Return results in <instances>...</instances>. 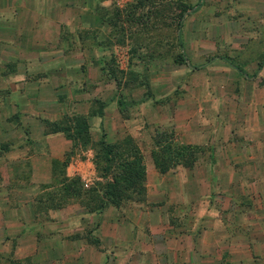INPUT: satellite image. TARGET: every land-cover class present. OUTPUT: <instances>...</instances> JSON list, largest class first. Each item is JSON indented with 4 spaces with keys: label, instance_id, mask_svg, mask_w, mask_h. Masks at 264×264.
Listing matches in <instances>:
<instances>
[{
    "label": "rangeland",
    "instance_id": "rangeland-1",
    "mask_svg": "<svg viewBox=\"0 0 264 264\" xmlns=\"http://www.w3.org/2000/svg\"><path fill=\"white\" fill-rule=\"evenodd\" d=\"M0 12V80L21 68L13 86L0 82V194L17 198L20 226L2 242L0 264H164L155 245L165 239L148 238L146 210L192 227L207 203L206 220L218 225L215 209L229 195L243 199L249 187L216 168L248 142L250 128H262L264 64L254 72L264 51V0H0ZM78 117L87 122L85 143L62 133H51L61 136L51 144L39 138L50 135L49 124ZM167 145L193 152L185 220L171 219L172 207L149 196L158 173L151 154ZM120 153L141 163L143 191L115 207L100 201L101 188L118 172ZM78 163L91 172L88 188L70 175ZM215 175L229 186L217 187ZM64 180L79 181L72 193L53 186ZM18 191L38 210L34 219H24ZM38 222L41 233L26 228ZM22 225L39 248L23 257L14 252L18 239H31L19 236Z\"/></svg>",
    "mask_w": 264,
    "mask_h": 264
},
{
    "label": "crops",
    "instance_id": "crops-1",
    "mask_svg": "<svg viewBox=\"0 0 264 264\" xmlns=\"http://www.w3.org/2000/svg\"><path fill=\"white\" fill-rule=\"evenodd\" d=\"M2 28L5 27L2 26ZM20 69L16 67L6 76H1L0 82H3L6 77L11 81L8 84L10 85L9 87L13 86L14 77L12 75L18 74ZM23 72L28 71L23 69ZM27 82L29 81H25L24 84ZM112 105L113 103L108 106L107 110ZM36 106L37 108L41 107V105ZM37 114L39 115L40 112H37ZM261 123L262 128H258V124H256L257 128L255 127V130L250 128L252 132L246 133L247 137L245 138L248 142H245V145L230 148L229 154L226 153L225 161L217 164L216 171H224L227 178L234 177L235 181L241 186L246 185L249 187L248 192L242 194L243 199H240L235 194L229 195L226 199V206L223 202L215 209L214 219L218 222V225H215V222L211 223L209 219L208 221L206 220L210 210L213 209L207 203L204 212L195 219L194 226L192 227L180 222L178 228H176V224L173 226L164 221L165 217L161 210L153 209L145 211L148 238L162 237L165 239L164 245L158 242L155 245L158 249L162 247L160 249L162 252L159 254L160 260L164 264H219L222 259L224 260L223 264H264V118ZM119 133L120 135L121 133L124 134V132ZM39 138L41 141H45L44 143L51 144L54 140L59 141L61 136L59 137L57 134H41ZM74 169L75 167L71 170L70 175H73ZM150 169L158 173H156L157 183L151 186L150 190L152 191L149 196L156 199L155 201H158V203H164L172 207L171 219L174 217L178 221L185 220L190 211L186 215L181 216L180 213L183 210L180 211V209H185L186 195L189 200L187 203L189 204L188 208L191 205V198L193 197L190 194L189 173L192 168L181 164L174 165L168 169L174 172L173 175L170 174L169 176L166 173V176L165 174L160 175L154 164L151 165ZM239 169L246 170L248 172L247 176L239 174ZM67 175H69L68 172ZM214 180L216 186H221L222 188H227L231 181L225 180L223 182L224 180H220L218 175H215ZM65 181H58L53 186L62 190L66 183ZM45 184L49 185V182L45 181ZM18 192L22 195V199L19 202L25 213L24 219H29L26 214H29L34 219V217L39 215L38 210L28 205L30 202L28 198H25L28 195L26 191ZM17 201V198L10 196L9 193L0 194V251H3L2 242L5 240L9 242L15 228L20 227L19 225L16 226L14 218ZM203 222H206V224H202ZM196 223H198V227L195 226ZM201 224L202 226H199ZM42 225V223L38 222L29 226L26 225V228L29 227L33 234H35L34 229H37L38 233H41ZM21 227L22 230H20L19 236L28 234L31 237L23 245L22 241L24 239H18V244L14 245V252H20L18 255L23 257L34 253L39 248L36 246L34 236L25 232L26 229L23 228L25 226L22 225ZM112 231H114V228H112ZM136 233L139 235L140 230H136ZM155 247L151 246L153 250L156 249L157 251L158 249ZM153 250L152 252H154ZM197 253L199 255V262H193L192 256Z\"/></svg>",
    "mask_w": 264,
    "mask_h": 264
},
{
    "label": "trees",
    "instance_id": "trees-1",
    "mask_svg": "<svg viewBox=\"0 0 264 264\" xmlns=\"http://www.w3.org/2000/svg\"><path fill=\"white\" fill-rule=\"evenodd\" d=\"M175 29H176V43L180 50V53L182 54L183 51L179 36L180 23L176 24ZM214 59L221 60L222 62L226 63L228 66L236 70L238 74L242 76H246V74L241 70V68L238 65L233 64L227 59L223 57L214 58ZM210 61L195 66L193 69H201L206 64L210 63ZM263 64H264V51L261 53L254 74H256L262 68ZM71 121H72L71 123L67 122L64 126H59L57 123L53 122L49 124V127L46 132L48 134L62 133L64 138L70 142H73L75 139H77L85 143L87 137V129H88L85 118L78 117V118H74ZM99 144L102 145V142H100ZM158 147H156V149ZM110 154L111 151L109 148H107L106 153L104 152L105 157L108 158ZM151 155H152L154 167L159 171L160 174H164L165 172L168 171L169 168H171L174 165L181 164L185 167L191 168L194 161L193 152L191 147L189 146L167 145L164 146L162 152L161 150L160 152L158 150L157 153L155 152L152 153ZM116 157H120L122 160L117 164L118 172L112 173V177L109 178L108 182H106V184L101 188L102 192L100 199L101 202H103L104 200V202H107L108 204L115 207L119 206V204L121 203L122 196L132 192L138 193L143 191V185H141L143 183V173H141L143 170H142V166H140L141 163H139L137 159L136 161H134L133 158L134 156L132 155L127 156V154L124 153L116 154ZM130 157H132V159H130ZM164 160H167L166 163L164 162ZM78 182L79 181L76 180L75 182L65 183L63 186V190L65 192L71 191L70 193H72V190H74V187L77 186Z\"/></svg>",
    "mask_w": 264,
    "mask_h": 264
},
{
    "label": "built area",
    "instance_id": "built-area-1",
    "mask_svg": "<svg viewBox=\"0 0 264 264\" xmlns=\"http://www.w3.org/2000/svg\"><path fill=\"white\" fill-rule=\"evenodd\" d=\"M91 172L87 170L84 165L78 163L77 166H75L73 176H75L79 181L82 183V186L84 188H88L91 186L92 178H91Z\"/></svg>",
    "mask_w": 264,
    "mask_h": 264
}]
</instances>
